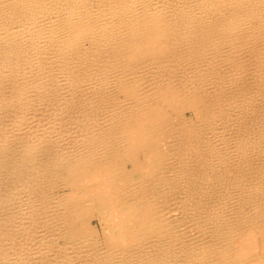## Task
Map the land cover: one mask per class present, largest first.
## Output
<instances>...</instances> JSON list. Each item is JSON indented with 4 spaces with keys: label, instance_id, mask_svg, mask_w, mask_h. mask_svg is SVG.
Returning <instances> with one entry per match:
<instances>
[{
    "label": "bare ground",
    "instance_id": "6f19581e",
    "mask_svg": "<svg viewBox=\"0 0 264 264\" xmlns=\"http://www.w3.org/2000/svg\"><path fill=\"white\" fill-rule=\"evenodd\" d=\"M0 264H264V0H0Z\"/></svg>",
    "mask_w": 264,
    "mask_h": 264
}]
</instances>
